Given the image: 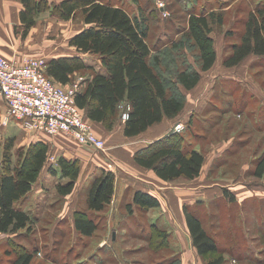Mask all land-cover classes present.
I'll list each match as a JSON object with an SVG mask.
<instances>
[{"label": "rangeland", "instance_id": "rangeland-1", "mask_svg": "<svg viewBox=\"0 0 264 264\" xmlns=\"http://www.w3.org/2000/svg\"><path fill=\"white\" fill-rule=\"evenodd\" d=\"M111 1L132 16L140 17L145 12L150 24L149 45L152 54L161 58L160 73L171 92L179 91L175 76L181 65L184 69H200L199 48L188 36L190 16L216 14L209 36L217 61L211 70L202 72L197 87L181 90L186 106L179 115L184 127L177 132L184 136L180 147H192L205 156L202 173L193 181L168 182L164 191L152 195L161 207L147 212L133 203L132 192L118 195L115 188L109 209L96 217L92 214L99 227L93 238L86 239L76 232L74 213L86 210L96 176L115 168L109 169L111 162H107L105 153L77 142L83 148L74 151L69 161L78 165L74 166L78 175L72 193L62 195L59 188L72 180L62 175L57 163L65 158L64 152L71 151L55 147L50 151L48 147L47 166L21 203L32 218L31 229L18 234L0 233V264H5L19 250L34 254L32 264H207V258L200 257L193 245L185 205L200 215L221 247L225 264H264V177L251 176L255 161L264 154V60L250 56L237 67L227 68L223 64L230 46L240 40L248 12L263 6L264 0ZM162 4L164 11L160 9ZM42 8L26 35L24 26L23 30H15L14 38L19 40L24 53L12 60L39 58L46 61L47 67L53 56L74 54L75 48L69 41L85 24L79 19L64 20L53 8ZM218 14L222 16L221 24L216 23ZM38 50L41 52L37 53ZM87 75L76 74L68 85L50 79L64 89L75 83L82 88ZM4 117L0 120V151L12 141L16 162L22 157V150L34 144L28 140L38 134L25 131L18 121L12 123L17 127L11 128ZM51 138L54 140L55 136L48 139ZM51 167L56 173L48 170ZM175 187L183 189L181 199L176 201L172 195L179 196ZM243 188L259 190L245 195ZM225 190L235 197V202L224 196ZM200 203L203 205L199 208ZM128 204H132L133 212L127 208ZM163 205L166 211L162 210ZM163 212L168 219L161 222L157 218Z\"/></svg>", "mask_w": 264, "mask_h": 264}, {"label": "trees", "instance_id": "trees-1", "mask_svg": "<svg viewBox=\"0 0 264 264\" xmlns=\"http://www.w3.org/2000/svg\"><path fill=\"white\" fill-rule=\"evenodd\" d=\"M21 1L24 6L21 13L24 35L35 25L42 6L53 8L64 20L79 19L85 24V28L69 41L82 57L50 59L46 75L61 85H68L74 81L76 74L88 73L76 94L77 106L92 123H102L108 130L121 121L122 113L128 109L129 118L124 123L127 137L138 136L165 119L178 117L186 106L181 90L191 91L197 87L202 80V72L211 70L217 61L209 36L216 16L213 12L190 16L188 36L199 48L200 69H184L181 65L175 76L179 91L171 92L160 73L161 58L152 54L149 45L150 24L145 12L142 11L140 17L132 16L111 0ZM222 22V16L218 14L216 23ZM243 27L240 40L230 46V52L224 58L223 64L227 68L239 66L250 56L264 60V5L248 12ZM86 57L94 64L87 62ZM183 137L176 131L167 134L137 151L134 158L139 165L152 170L164 181H193L202 173L205 156L192 147H180L184 143ZM22 152V157L14 162L12 141L4 144L0 151L1 234L30 230L33 222L21 203L47 166L48 145L31 144ZM57 165L62 175L72 180L67 186L60 187L59 192L62 195L71 194L78 170L74 169V162L65 158L60 159ZM48 170L56 173L53 167ZM251 176L264 177V154L255 161ZM115 187L116 176L110 170L96 176L87 197L86 210L74 213L79 236L86 239L94 237L99 223L92 216L109 209ZM224 196L235 202V197L227 190ZM133 203L143 212L161 207L157 198L141 191L135 193ZM202 205L197 206L200 208ZM127 208L133 212L132 204H128ZM190 208L189 205L184 206V215L198 255L207 258V264H225L218 242L200 215ZM33 260L32 252L19 250L5 264H32Z\"/></svg>", "mask_w": 264, "mask_h": 264}, {"label": "built area", "instance_id": "built-area-1", "mask_svg": "<svg viewBox=\"0 0 264 264\" xmlns=\"http://www.w3.org/2000/svg\"><path fill=\"white\" fill-rule=\"evenodd\" d=\"M164 11V5H160ZM8 60L0 54V104L7 113L4 122H20L25 131L49 136L67 134L79 144L105 153L106 141L94 131L92 123L77 106L75 97L80 89L75 83L64 89L46 75V61L39 58L18 57ZM129 118L128 109L121 120ZM183 124L175 126L176 132ZM113 167L109 163V169Z\"/></svg>", "mask_w": 264, "mask_h": 264}, {"label": "crops", "instance_id": "crops-1", "mask_svg": "<svg viewBox=\"0 0 264 264\" xmlns=\"http://www.w3.org/2000/svg\"><path fill=\"white\" fill-rule=\"evenodd\" d=\"M22 11L23 5L21 0H0V54L11 60L13 57H15V55L22 56L24 53L21 49L22 46L19 44V40L14 38L15 30H23V24L21 22ZM10 47L13 48V50H10ZM36 52L40 53L41 51L38 50ZM75 55L82 57V55L79 54L76 49L72 55L60 54L53 57L69 58ZM87 59L88 57H86V61L92 64L91 60L88 61ZM6 113V105L0 104V120L6 115ZM179 117L180 116L174 119H165L163 122L150 127L147 131L135 137H127L125 135V122L122 120L118 122L112 130H108V128H106V126L102 123H92L96 132L102 138H104L107 143L106 145L108 148L106 150L107 152L105 151V154L108 157L107 162L110 161L115 168L114 171H110H112L117 178L115 188L118 192V195H120V192H122L121 195L123 196V193L125 192H132V198H134V194L137 191L149 193L151 195H154V193H160V190L164 191L168 182L159 178L152 170L146 169L139 165L134 157L137 151L146 148L149 144L158 141L169 132L173 131L174 127L180 124L181 118L179 119ZM13 122L17 121L12 119L8 126L11 128L17 127L15 124H12ZM49 137L51 136L38 134L32 136L28 142L34 144H47L50 148V151H52V148L54 147L59 151H71L69 153L64 152L65 158L68 160L73 159L74 156L71 155H73L74 151L77 152L79 151L78 149H81L80 147H82L74 138L65 134L55 136L54 140L52 138L51 140L48 139ZM102 167L103 169L108 170V168L106 169L105 166L102 165ZM174 190L177 191L176 194L179 195L177 196L172 193L174 200L176 201L179 200V198L181 199V191L183 189L175 187ZM257 190L259 189L243 188L242 192L245 195H251L252 191L257 192ZM22 203L24 202L22 201ZM22 206L25 209L24 204ZM164 207L165 205L162 206V210L165 209ZM157 219H160L162 222L163 219L166 221L168 218L163 212V214H160Z\"/></svg>", "mask_w": 264, "mask_h": 264}]
</instances>
